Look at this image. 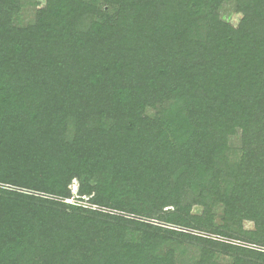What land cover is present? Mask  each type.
<instances>
[{"label": "trees", "instance_id": "obj_1", "mask_svg": "<svg viewBox=\"0 0 264 264\" xmlns=\"http://www.w3.org/2000/svg\"><path fill=\"white\" fill-rule=\"evenodd\" d=\"M30 5L0 0V264H264V0Z\"/></svg>", "mask_w": 264, "mask_h": 264}, {"label": "rangeland", "instance_id": "obj_2", "mask_svg": "<svg viewBox=\"0 0 264 264\" xmlns=\"http://www.w3.org/2000/svg\"><path fill=\"white\" fill-rule=\"evenodd\" d=\"M35 2V0H25V6L26 8L24 9V12H23V15L21 17V21L26 24L27 22H30V20H32L34 18V8H32V6L30 5V3H33ZM223 17L226 19V20H229L231 23L233 24H237L239 22V20L241 19V15H238V14H234L232 12V10L230 9V7H226L223 12ZM78 182L75 181L72 186H71V190H72V193H73V197H75L77 200V193H78ZM20 192H27V193H30V192H33V191H27V190H23V189H16ZM35 193V192H33ZM37 196H41L42 193H35ZM45 195V194H44ZM46 197H53V196H47L45 195ZM74 199V198H73ZM85 200L88 201V198H85ZM246 227L247 228H251V225L250 224H246Z\"/></svg>", "mask_w": 264, "mask_h": 264}, {"label": "built area", "instance_id": "obj_3", "mask_svg": "<svg viewBox=\"0 0 264 264\" xmlns=\"http://www.w3.org/2000/svg\"><path fill=\"white\" fill-rule=\"evenodd\" d=\"M66 202L69 203V204H76L77 203L75 199H69V200H66ZM82 204H83L84 207L91 208L93 210H100V211H103V212H106V213H110V214H114L115 213V211H111L109 209H104V208H99L98 206H95V205H90V204H86V203H82ZM248 247L264 252V248H259L257 246H253V245H250Z\"/></svg>", "mask_w": 264, "mask_h": 264}]
</instances>
